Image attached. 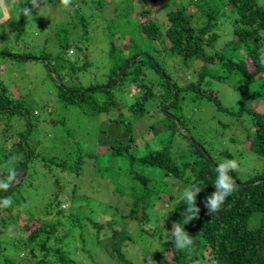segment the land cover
<instances>
[{
    "label": "trees",
    "instance_id": "trees-1",
    "mask_svg": "<svg viewBox=\"0 0 264 264\" xmlns=\"http://www.w3.org/2000/svg\"><path fill=\"white\" fill-rule=\"evenodd\" d=\"M16 1L19 18L12 33L13 40L27 44L31 41L30 35L25 36L31 15H24L22 9L32 8V5L28 0ZM41 2L48 5L52 13L56 6L75 9L67 12L73 15L70 24L62 23L56 28L57 33L52 38L56 52L48 53V77L56 85L55 91L50 88L44 94L45 100H41L42 95L38 93V105L30 110L26 106L30 92L26 95L20 91L0 90V113L19 116L14 126L17 129L12 130L16 134L6 136L7 140L0 147V180L6 178L8 167H15L19 172L7 191L0 190V202L12 201L11 206L0 207L1 263L4 260L3 264H109L111 260L113 264H132L124 252L130 239L128 226L134 224L139 233L144 232L143 224L158 221L162 213L157 212L162 205L175 199L167 210L171 212L167 217L166 212L163 213L165 217L161 220L167 218L184 227L191 233L195 248L189 256L168 241L161 252L153 255L158 264H163V260L168 264H212L213 261L264 264V108L261 107H264V65L259 63L260 55L264 54V0H212V4L193 14L188 9L193 3L204 0H151L153 4H170L164 25L152 18L146 7L133 16L134 6L130 0H117V3L72 0L68 8H64L60 0ZM3 5L5 8L4 1ZM112 6L119 12L117 22L101 14ZM92 9L101 17L94 13L88 16ZM100 19H104L102 31L107 35L105 44L111 65L108 73H102V80L108 77L107 82L88 88L94 93L97 87H102L105 94L98 98L88 94L90 91L80 84L69 86L76 81L73 73L90 70L91 61L86 60L90 53L88 45L94 40L93 34L99 35L94 25ZM76 26L82 28V38L71 37V30ZM154 42L159 43L163 54H158L160 51ZM40 53L14 55L0 47V54L4 55L0 58L19 57L46 64ZM142 53L144 55L121 74L124 66ZM51 64L58 71L50 67ZM61 73L65 77L69 75L68 87L62 84ZM94 79L98 83L96 76ZM225 86L231 88L228 91L234 89L237 93L234 107H222L219 94L214 90ZM190 96L195 102L206 99L220 112L228 114L230 125H238L239 121L245 125L247 134L241 147L244 153L257 156H250L251 175L240 178L241 169L229 172L236 190L212 216L205 208V200L215 191V169L221 162L216 161L199 140L193 138L194 142L181 134L185 109L180 103ZM45 105L46 110L39 109ZM54 107L66 116L54 114L51 110ZM119 108L126 111H120L111 121ZM37 110L43 114L41 117ZM127 112L139 118L132 119L136 121L134 127L132 120L125 117ZM150 114L158 118V126L152 121L144 125L147 121L144 117ZM51 115L54 120H44ZM34 117L39 119L36 123ZM95 118L98 124H93V131L99 143L95 138L87 140L84 150L75 131H81L78 128L83 121L91 123ZM116 123L122 124L130 136L125 141L105 142L107 125ZM139 123L142 127H137ZM146 126L154 135L153 140L142 141L141 132ZM39 130H45L46 137L34 139V132ZM4 134H8L7 129ZM164 134L170 139L164 140ZM175 134L185 139H181L187 145L185 149L181 144L174 145L180 141ZM47 144L54 154L40 152ZM158 144H162L160 149H156ZM231 144L237 146L236 142ZM219 155L221 159L232 158L229 150ZM12 157L17 159L10 162ZM258 160L263 164L261 168L256 167ZM33 164L44 169L38 185L44 190L42 193L30 194L29 179L37 174L31 170ZM193 184L201 188L196 200L199 218L184 224L187 205L181 193ZM123 196L132 199L126 216L114 214V211L120 212L116 208ZM253 216L259 219L256 228L249 225ZM154 235H159V241L165 240L160 227ZM96 255L106 262L98 259L96 262L93 258Z\"/></svg>",
    "mask_w": 264,
    "mask_h": 264
},
{
    "label": "rangeland",
    "instance_id": "rangeland-1",
    "mask_svg": "<svg viewBox=\"0 0 264 264\" xmlns=\"http://www.w3.org/2000/svg\"><path fill=\"white\" fill-rule=\"evenodd\" d=\"M3 1L5 2L6 7L5 8L0 7V9H2V11L0 12V47H2L3 50L10 51L14 55H19V54L22 55V53H25V52H31V53L32 52L34 53L42 52L40 53V56L43 59H46L45 61L46 64H42L40 61L39 62L32 61V60L25 61L26 58L15 57L16 59H9L6 57H1L0 58V84H1L0 90L4 88L10 92L20 91L21 94L23 92L26 95H27V92L28 93L30 92L29 94L31 95H29L26 101V106L30 108V110H33L32 108H35L38 105V101L40 98L36 96L38 93L42 95L41 100H45L44 98L46 96H44V94H46L50 88H52V90L54 89L55 91L56 85H53L54 83L52 82L50 77H48V74H49L48 69H47L48 68L47 65L49 62L47 60L49 59L48 53L56 52L55 44L54 42H52L53 40L52 38H54V36L57 33L56 28H59L62 23L65 25L70 24V22L72 21L71 17L73 15L69 16L70 13L68 14L67 12L75 8L71 7L65 10V9H62L56 6L52 13L49 11V7L47 8L48 5H45V4H42V2L41 3L39 2L40 7L38 8L37 11L32 10L31 18H29L28 27L26 29L25 36L27 37V35H30L31 41L25 44V42L22 43L21 40L17 41V39L15 38L13 40L14 34L12 33L16 29L17 21H18L17 17H18V12H19L18 11L19 9L17 8V5H18L17 1L16 0H10V1L3 0ZM113 1L117 3V0H113ZM130 1H131V4L134 6L133 16L136 15L135 13L139 9L146 7L147 9L150 10L151 17L159 21L160 24L163 23L164 25L167 22L165 13L171 7L168 2H164L162 4L161 3L153 4L151 0H130ZM87 4L92 6L90 2H87ZM193 4L194 5L188 9V11L192 14L196 12H201L207 4H212V0H204V2L193 3ZM93 13L94 15H97L96 17H101V16H98L99 14L95 13L93 9L88 13V16ZM101 14H103V17L105 19H109L112 22L118 21L119 12L114 8V6H112L111 8H108L106 12H103ZM103 22H104V19H100L97 22V24L94 25L97 27L99 35L93 34L92 40L93 39L94 40L93 42H91V44L88 45V49L90 53L86 60L91 61V65L89 67L90 70L87 73L86 71L75 72V74L73 73L72 75H76V81H74V83H72L70 86L67 84V81L70 82L69 75L65 77V74L61 73L62 84H65L67 87L68 86L75 87L80 84L83 87V89L88 90V88L91 87V85L104 84L107 82L108 77L107 79L102 80L103 79L102 73L109 72L111 63L109 62L110 57L109 55H107L108 52L106 51L107 45L105 44V40H107V35L103 33L102 31L105 25L103 24ZM107 25L108 26L112 25L113 27L114 24L107 23ZM32 31L34 32L33 35H31ZM82 32H83L82 28L76 26L74 29L71 30V33H72L71 37L73 36L81 37ZM47 33L49 37L47 36ZM90 33H92V31ZM125 39H128V38L125 37ZM114 42H115V39H114ZM154 43L156 44V47L160 51L158 52V54L160 53L163 54L162 48L158 46L159 43L157 42H154ZM118 54H119V51L116 52V55ZM143 55L144 53L138 56H135L133 59H136L137 57L139 59V57ZM0 56H4V55L0 54ZM5 56L9 57V55H5ZM178 60H179L178 65H180L181 60L180 59ZM131 61L129 63H131ZM50 67H53L56 71H58L55 65L54 66L52 65ZM55 74L58 75V73L56 72ZM95 76L98 79V83H95V79H94ZM53 77L55 78L54 74H53ZM228 88L230 87L225 86L221 88H214V90L217 91L219 94V99L222 103V107L225 106L229 108L232 106L234 107L236 105L238 96L234 89L231 91H228ZM96 89L97 91L94 93H91L92 90L89 89L88 91L90 92L88 94L95 95L98 98L105 94L102 91V87H97ZM121 96L119 98H121ZM123 97L125 100L127 99L125 95H123ZM191 99L192 97L190 96L189 100L188 99L184 101L181 100V103H180V107L185 109V113H183L184 124H183V129L181 131V134L190 138L194 142H196L195 140H199L202 143V146L205 148V150H207L211 154V156L214 157L216 161H219L221 163L226 160L236 161L238 167L234 171L237 172L238 169H241L239 172L240 178L241 177L243 178L246 175H251L250 170L248 169L252 162V158H250V156H254V157H257V156L254 153H248L250 155L244 153L243 146L241 147V142H243V138H245L247 134V127L245 125H242L240 121L238 125L237 123L230 125V122L227 119L228 114H223L222 112H220L217 109V107H215V105H212L210 101L201 98L197 102H195V100L191 101ZM40 107L42 108H39V109H42V110L47 109L46 105L45 107L44 106H40ZM261 107L264 108L263 106ZM257 109L258 108H256V110ZM51 110L53 111L54 114L66 116L64 112H61L60 110H56L55 107L52 108ZM120 111L125 112L126 110L124 111V109L119 108L117 111H115V113H113L114 117L110 118L108 116V118H110L111 121L115 120L116 115ZM38 112H39V117H41L43 114L40 112V110H37V113ZM45 114L49 116L47 113ZM35 116H36V113H35ZM83 116L84 115H82L80 118H83ZM17 117L19 116L18 115L10 116L8 115V113H0V147L4 144L3 141L7 140L6 136L11 137L16 134L12 130L17 129L16 127H14L15 125H17V121H16ZM125 117H127L129 120H132V119L134 120V118L139 119L131 115L129 112H127ZM244 119H241V120L245 121ZM33 120H34V123H36L37 120L39 119L38 117H34ZM44 120L51 121V120H54V117L53 115H51L48 119L44 118ZM133 120H132V124H133L132 126L134 127V124L136 121H133ZM144 120H147L144 123V125H150L151 123L149 121L154 122L155 125H157V123L160 122L155 115H151V114L146 115L144 117ZM84 122L85 121H83V124L79 126L78 128V129H81V131L80 132L75 131V135L77 139H79L82 142L81 143L82 147L85 145L87 140H91L93 138H95V141L98 142V139H96V135H94V131H93L94 130L93 124H98L97 118H95L94 122H91V123L87 121L86 123ZM161 122L168 124L166 120H161ZM222 123H224V126L221 125ZM107 126L109 128V131L107 133L108 138L105 139V142L116 141L118 139H120L121 141H125V139L130 136L129 135L130 132L124 130L123 129L124 126L122 124H119V123H116L115 125L108 124ZM48 127L49 126H47L46 128ZM137 127H142V125L139 123ZM52 128H53V125H52ZM6 129L8 131V134L3 135V131H5ZM177 130H179V127L177 128ZM45 133H46L45 130L35 131L34 139L42 138V136L46 137ZM97 133H99V130L97 131ZM141 134H142L141 136L142 141L154 139L153 137L154 135L148 130L147 126L143 127ZM175 135H176L175 138L176 137L180 138L179 135L177 134ZM163 139L167 141L168 139H170V136L164 134ZM181 139H184V138H180V141L178 140L174 142V145L176 146L177 144H181V146L184 147L183 149H185L187 145ZM231 142H236L237 146L232 145ZM48 145L49 144H47V146L43 148V150H41L40 152L44 154H54L52 152V147L49 148ZM161 147H162V144L160 145L158 144L156 146V149H160ZM226 150L230 151V156L232 157L231 159L229 158V156L225 159H221L219 154L222 151H226ZM262 165L263 164L260 160L256 162L257 168H261ZM244 168L247 169V172H245ZM32 169L37 171V174L35 173V176L29 179V183L32 184V188L30 189V194L34 193L35 191L42 193L44 190L39 189L38 185L41 183L40 177L42 176V172H44V169L38 164H33L31 166V170ZM131 200L132 199L127 196L121 197L120 199L121 203L116 208V209H119L120 212L117 211L116 213L114 211V214L121 213L122 216H126L129 213V207H130L129 202ZM125 202H128V205H125L124 204ZM175 202L176 200L174 199L172 203L168 202L167 205L171 207ZM98 203L101 204V202H98ZM64 204L66 205V208H67V204L66 203ZM164 205H162L161 209L157 208V210L160 209L157 213H162V215L158 218V221H154L149 224L148 223L143 224L142 227L145 228L144 232L139 233L138 229H135L134 224H131L128 226L129 230L127 231V233L130 239L127 243L128 246L124 248V252L126 254L125 257L128 262H131L132 264H150L149 258H152V260L154 261V264H156V259L153 257V255L161 252L166 247L164 245L168 242V241L165 242V240L159 241L158 240L159 235H154L157 232V227L162 228V231L165 233L166 230L170 232L172 225H173V222L167 221L168 220L167 218L166 220L165 219L161 220L162 217L163 218L165 217V215L163 214L166 212ZM107 206L108 205H106V207ZM102 210H104V204H102L101 208L99 209V211L101 212ZM258 222H259V219L257 218V216H253L251 217L249 221V225L252 228H256L258 226ZM187 233L191 236V233L189 232ZM104 245H106V243ZM108 247H110L109 243H108ZM92 251L94 253L96 252L95 249H92ZM24 258H26V256ZM93 258L96 260V262H97V259L99 261L106 262L103 259H99L98 255L93 256ZM3 261L4 260H2V263H1V259H0V264H3ZM85 262L86 261H84V263ZM113 262L114 261L110 260L109 264H113ZM162 263L168 264L166 260H163Z\"/></svg>",
    "mask_w": 264,
    "mask_h": 264
},
{
    "label": "clouds",
    "instance_id": "clouds-1",
    "mask_svg": "<svg viewBox=\"0 0 264 264\" xmlns=\"http://www.w3.org/2000/svg\"><path fill=\"white\" fill-rule=\"evenodd\" d=\"M28 2L32 5V8L24 7L22 13L30 16L34 7H40L41 0L40 3H38V0H28ZM71 3L72 0H60V4L64 8H68ZM3 6V0H0V7ZM18 18L19 17H17V19ZM259 63L264 65V54L260 55ZM16 159V157L10 158V162H14ZM237 167V162L233 160H226L216 166L215 171L217 176L214 182L215 191L205 200V208L209 215L212 216L219 212L226 198L236 190L237 185L233 177L229 175V172L236 170ZM18 175L19 172L15 167H8L6 178L0 180V190L7 191L12 186L13 182L17 180ZM200 191L201 188L193 184L185 187L181 193V198L187 205L183 215L184 224L199 218L200 208L197 206L196 200ZM11 203L12 201L10 199H4L0 202V207H9L11 206ZM164 207L167 217L168 213L171 212L167 211L170 206L165 204ZM166 241H172L177 250L186 251L189 256H191L194 247V239L184 230V227L173 223L171 231H165V242ZM149 261L150 264H154L152 258H149ZM156 264H158L157 260ZM212 264H217V262L213 261Z\"/></svg>",
    "mask_w": 264,
    "mask_h": 264
},
{
    "label": "water",
    "instance_id": "water-1",
    "mask_svg": "<svg viewBox=\"0 0 264 264\" xmlns=\"http://www.w3.org/2000/svg\"><path fill=\"white\" fill-rule=\"evenodd\" d=\"M139 58H140V57H139ZM137 59H138V57H137L136 59H133V60L131 61V63L133 64ZM131 63L127 64V65L123 68L121 74H123V73L125 72V70H126L128 67H130V66L132 65ZM130 64H131V65H130ZM262 235L264 236V225H263V233H262Z\"/></svg>",
    "mask_w": 264,
    "mask_h": 264
}]
</instances>
